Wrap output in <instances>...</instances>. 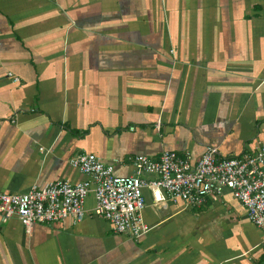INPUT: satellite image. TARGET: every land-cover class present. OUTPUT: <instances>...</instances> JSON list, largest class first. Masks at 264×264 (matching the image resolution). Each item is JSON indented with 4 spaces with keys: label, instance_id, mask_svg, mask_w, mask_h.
<instances>
[{
    "label": "crops",
    "instance_id": "1",
    "mask_svg": "<svg viewBox=\"0 0 264 264\" xmlns=\"http://www.w3.org/2000/svg\"><path fill=\"white\" fill-rule=\"evenodd\" d=\"M208 146H264V0H0V192L87 180L69 163L82 153L128 176L136 155L197 161ZM144 195L138 239L97 217L93 194L79 224L27 234L0 215V264H264L231 191L199 207Z\"/></svg>",
    "mask_w": 264,
    "mask_h": 264
},
{
    "label": "built area",
    "instance_id": "2",
    "mask_svg": "<svg viewBox=\"0 0 264 264\" xmlns=\"http://www.w3.org/2000/svg\"><path fill=\"white\" fill-rule=\"evenodd\" d=\"M7 76L14 84L20 82L12 73ZM69 163L87 180H57L42 187L33 186L21 194L0 192L3 219L17 217L27 234L32 233L36 224L67 219L79 224L86 216V200L93 194L95 215L109 222L117 234L138 239L150 230L143 220L145 189L158 202L180 200L189 207H199L207 198L229 190L264 235V146L255 156L243 157H218L216 147L208 146L197 161L190 152L181 156L165 151L158 161L136 155L134 173L128 176L116 175L113 165L92 153L79 154ZM145 173L156 178L146 180Z\"/></svg>",
    "mask_w": 264,
    "mask_h": 264
},
{
    "label": "trees",
    "instance_id": "3",
    "mask_svg": "<svg viewBox=\"0 0 264 264\" xmlns=\"http://www.w3.org/2000/svg\"><path fill=\"white\" fill-rule=\"evenodd\" d=\"M263 260H264V257H263Z\"/></svg>",
    "mask_w": 264,
    "mask_h": 264
}]
</instances>
